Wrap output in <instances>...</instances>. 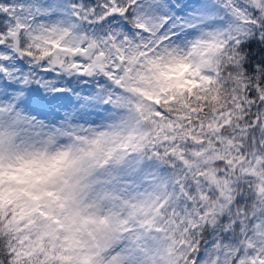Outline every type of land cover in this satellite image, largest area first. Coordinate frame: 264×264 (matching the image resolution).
Returning a JSON list of instances; mask_svg holds the SVG:
<instances>
[{"label": "snow or ice", "instance_id": "snow-or-ice-1", "mask_svg": "<svg viewBox=\"0 0 264 264\" xmlns=\"http://www.w3.org/2000/svg\"><path fill=\"white\" fill-rule=\"evenodd\" d=\"M0 264H264V0H0Z\"/></svg>", "mask_w": 264, "mask_h": 264}]
</instances>
